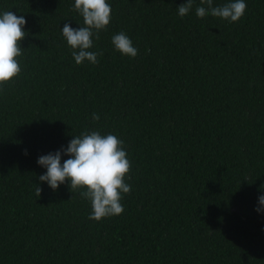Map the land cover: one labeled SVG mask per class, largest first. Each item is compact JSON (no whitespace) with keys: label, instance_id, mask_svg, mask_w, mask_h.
Returning a JSON list of instances; mask_svg holds the SVG:
<instances>
[{"label":"trees","instance_id":"trees-1","mask_svg":"<svg viewBox=\"0 0 264 264\" xmlns=\"http://www.w3.org/2000/svg\"><path fill=\"white\" fill-rule=\"evenodd\" d=\"M107 2L99 62L77 65L62 34L85 26L75 0H0L27 21L0 89V264H264V0L236 23L197 17L201 0L185 17L187 0ZM85 131L117 136L131 163L124 212L99 222L70 181L39 180L38 158Z\"/></svg>","mask_w":264,"mask_h":264},{"label":"clouds","instance_id":"clouds-1","mask_svg":"<svg viewBox=\"0 0 264 264\" xmlns=\"http://www.w3.org/2000/svg\"><path fill=\"white\" fill-rule=\"evenodd\" d=\"M201 5L207 7H197V17L203 19L211 15L230 23L239 22L247 8L245 0H234L216 7L213 6V0H201ZM192 7L193 0H187L186 4L178 8L179 16H187ZM74 10L83 17L85 26L73 29L66 23L62 29L63 37L73 50L72 56L77 65L85 61L96 65L102 53L90 51L93 48V37L99 40V33L107 30L112 17L111 6L107 0H75ZM26 23L23 16L18 17L13 11L0 14V89L21 74L18 58L22 56L21 42L26 37ZM112 43L122 55L132 58L138 55V50L124 32L114 35ZM92 119L99 121L100 117L94 113ZM62 155L69 157L63 164ZM37 163L47 170L39 180L47 182L51 189L58 190L61 184L70 181L73 193L81 190V197L91 203L89 220L99 222L124 212L121 200L122 194L131 192L130 185L126 183L131 163L123 142L117 136L85 131L74 136L66 148L39 157ZM41 192L38 186L36 195L40 197ZM258 204L256 211L264 212V195L258 198Z\"/></svg>","mask_w":264,"mask_h":264}]
</instances>
